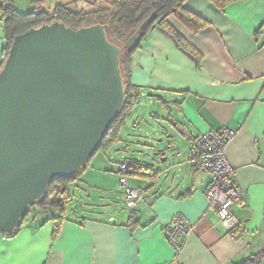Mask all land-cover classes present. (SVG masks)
I'll list each match as a JSON object with an SVG mask.
<instances>
[{
    "label": "crops",
    "instance_id": "obj_1",
    "mask_svg": "<svg viewBox=\"0 0 264 264\" xmlns=\"http://www.w3.org/2000/svg\"><path fill=\"white\" fill-rule=\"evenodd\" d=\"M183 8L208 24L193 34L169 16L166 28L145 36L131 56L130 79L141 98L128 120L137 130L149 110L152 118L160 110L183 138L235 131L225 158L239 193L231 207L238 231L228 234L208 208L210 177L188 157V144L166 151L164 163L131 161L139 169L128 186L144 192L132 211L112 165L124 157L108 151L96 154L74 185L99 202L68 210L55 238L50 222L39 226L47 215L30 216L16 235L0 237V264H241L264 254V0H239L222 10L210 0H186ZM4 48L0 16V61ZM176 216L191 225L177 255L165 236Z\"/></svg>",
    "mask_w": 264,
    "mask_h": 264
},
{
    "label": "water",
    "instance_id": "obj_2",
    "mask_svg": "<svg viewBox=\"0 0 264 264\" xmlns=\"http://www.w3.org/2000/svg\"><path fill=\"white\" fill-rule=\"evenodd\" d=\"M106 28L52 22L13 38L0 67V237L20 228L51 181L86 166L113 123L124 97L119 55L139 31L118 47ZM166 142L152 154L162 163L176 146L172 135Z\"/></svg>",
    "mask_w": 264,
    "mask_h": 264
},
{
    "label": "trees",
    "instance_id": "obj_3",
    "mask_svg": "<svg viewBox=\"0 0 264 264\" xmlns=\"http://www.w3.org/2000/svg\"><path fill=\"white\" fill-rule=\"evenodd\" d=\"M31 2L37 0H30ZM81 0H74L77 4ZM186 0H112L107 2L106 7L92 8L76 7L71 9L70 4H57L51 12L38 11L27 14H20L12 7V0H0V16L3 22V37L5 48L2 53L0 67L3 64L8 50L15 36L23 34L30 29L37 28L44 24L59 22L73 30L88 27L95 24H104L107 40L121 47L124 42L137 30L138 41L136 45L129 50H122L119 55V71L123 86V102L115 115L113 123L106 130L100 143L98 144L91 159L98 153L106 154L112 147L119 143L120 131L124 128L126 121L130 117L133 109L138 106L141 98V90L133 86L130 79L131 74V56L140 47V43L145 36L155 28H166V19L169 16L177 18L181 24L196 34L207 26V22L200 17L186 11L183 4ZM219 10L224 9L230 3L239 0H210ZM82 2H85L82 0ZM174 40L181 47L183 42L178 34L170 32ZM83 167L78 173L64 179H56L49 183L45 194L37 202L30 206L29 214L23 219L20 228L27 218L33 215H47L39 226L50 222L53 226L52 238H55L59 232L62 222L67 220L68 207L72 202L73 194L71 188L77 183L81 173L86 169ZM133 168L127 172L132 175L138 168V163L130 162ZM148 180L151 175L147 176ZM132 211V210H130ZM20 228L12 235L2 236L11 238L18 233ZM237 230L228 232L232 235ZM264 254L253 256L241 264H260Z\"/></svg>",
    "mask_w": 264,
    "mask_h": 264
},
{
    "label": "built area",
    "instance_id": "obj_4",
    "mask_svg": "<svg viewBox=\"0 0 264 264\" xmlns=\"http://www.w3.org/2000/svg\"><path fill=\"white\" fill-rule=\"evenodd\" d=\"M234 136L235 131L221 128L184 138L189 145L188 157L198 161L200 170L210 177L205 193L208 208L216 213L226 232L239 229V224L231 213L232 205L239 201V193L234 186V170L225 158L226 146ZM131 168L133 166L130 162H122L118 169V184L125 196L127 210H133L144 197L142 190L128 186L126 174ZM190 231L191 225L182 216L172 219L165 236L175 255L180 253Z\"/></svg>",
    "mask_w": 264,
    "mask_h": 264
},
{
    "label": "rangeland",
    "instance_id": "obj_5",
    "mask_svg": "<svg viewBox=\"0 0 264 264\" xmlns=\"http://www.w3.org/2000/svg\"><path fill=\"white\" fill-rule=\"evenodd\" d=\"M84 1L85 2H82L81 0L77 2V4H75L74 0H37L34 2H31L30 0H12L11 4L16 12L20 14H27L33 11L51 12V10L57 4H70L71 9L73 10H76L77 9L76 7H81V8L87 7V9H90L92 8V5L96 7H106L107 2H110L112 0H84ZM133 112L134 113L132 115L135 116L134 114L135 112H137V110H134ZM151 113L152 112L150 110L146 113L145 121L139 123L137 130H132L133 126L135 125H131L132 119H130V121L128 120L129 121L128 126L130 127V129H128L129 136L124 139L122 137V132H121L120 134L121 142L118 143L116 146L112 147L107 153V155L110 156H119L120 154L123 155L124 159L120 160L118 157H116L117 160L113 161L114 163L112 165H114L117 169H119V165L122 162L128 164L129 162L135 161L137 159H139L142 162V165L143 164L152 165L151 160H156L157 163L158 162L157 159L153 158L152 154L155 152L156 149L166 147L167 144L166 141L167 139H169L170 135L173 136L174 144L177 147L186 146L187 143L184 140L183 136H181L179 132L175 131L174 129L171 130V126L169 125V122H167L165 119L162 118L161 115L163 114L162 112H160V110L156 112L158 114L156 118H152ZM131 135H134V137H132ZM160 139L162 140L161 142L159 141ZM146 154L148 155V157H146ZM149 175H151V173ZM117 177H119L118 174ZM126 177L128 178V180L133 179L131 175H127ZM71 192L73 194V197H72V203L68 207L69 211H72L73 209L83 208L80 204L84 202L89 206L95 203L96 201H98V200H94L92 195L89 197L88 194H84L83 192H80L74 186L71 188ZM75 204L77 205V207L75 206ZM30 216L33 217L34 215L31 214Z\"/></svg>",
    "mask_w": 264,
    "mask_h": 264
}]
</instances>
